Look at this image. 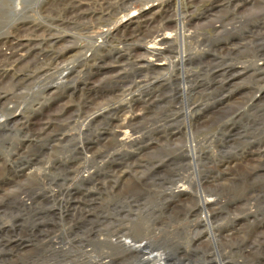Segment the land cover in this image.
<instances>
[{
  "label": "bare ground",
  "instance_id": "6f19581e",
  "mask_svg": "<svg viewBox=\"0 0 264 264\" xmlns=\"http://www.w3.org/2000/svg\"><path fill=\"white\" fill-rule=\"evenodd\" d=\"M137 1L142 4L148 3L146 5L148 6L161 0ZM162 1L159 5L164 6L158 10L160 12L157 13L158 19L154 27L150 25L155 20L153 18L137 20L126 27L128 29L136 26L133 29L112 34L110 31L117 21L131 13V2L127 0H0V39L7 42H0V57L5 58V61L0 63V115L7 111V115L4 114L11 117L20 107L27 108L25 116L17 124H14L13 118H9L10 123L4 122L0 125V137L4 133L17 132L26 137V141H22L24 143L18 148V155L37 151V155H33L29 161H25L26 163L11 171L10 176L1 178L0 185L14 181L15 177L20 176L23 182L19 187L22 184L26 186L23 192L26 197L32 200L46 197L47 194L37 190V187L41 184L47 185L45 181L51 182L52 185V182L59 179L40 168L36 169V165L44 164L45 152L47 150L55 152L57 151L55 149L64 147L65 144L67 146L73 144L77 135L97 132L95 137L87 139L85 143L81 142V145L74 142L72 151L75 150L77 154L69 155L71 150L66 151L65 158L61 157L55 165L62 167L65 176H71L72 182L77 185L76 188L67 190L69 197L74 198L71 206L81 209L83 213L92 212L94 203L96 206L97 201L103 200L101 198L104 195L121 199L132 195L130 187L134 192L137 191L133 186H129L128 181L133 178V182L135 177L138 179L141 177L137 169L144 166L141 163H144L146 157L142 153L151 143L159 144L163 140L168 142L176 137L177 132L168 127L170 122L173 123L183 115L189 116L192 122L194 117L193 123L198 127L196 130L201 131L199 118L197 119L200 112H195L197 107L191 109L192 113L194 112L191 114L193 117L190 116V111L186 114L181 107L191 98V94H197L199 91L198 86L192 87L186 82L191 83L197 76L195 68L198 72L204 70L202 57L210 60L205 64H211L217 62L220 57L235 55L238 49H242L243 45L236 43V40H240L241 43L248 42L253 46L255 44L252 49H256L254 54L256 60L251 66L245 65L246 63L230 64L222 69L221 75L225 73L228 75L226 86L228 89L233 88L234 81L238 77L247 73H250V77L253 76L252 80L257 83L264 81L262 77L264 64H260L264 58V43L260 44L257 40L264 39V33L255 32L264 29V0ZM249 4L252 5L249 12L238 14L240 9ZM34 15L38 18L34 19ZM22 19L31 21L23 22ZM20 22L21 24H18ZM151 28L152 31L148 32ZM81 36L86 38L88 44L79 54L76 56L72 54L71 57L70 51L73 47L71 43ZM9 38L16 39L9 40ZM218 45L221 48L219 52L225 51V55L218 53ZM107 69H111L113 73L111 76L105 79L102 77L103 79L96 83L91 81L93 77ZM78 70L79 73L87 76L80 86L76 85L77 78L74 75ZM217 74L218 72L216 77L219 76ZM60 80L63 81L62 84L56 86ZM176 84V96L173 97V101L171 99V110L177 112L176 116L171 115V120L165 124L167 128L165 125L155 126L153 130H149L152 134L149 131L147 133L146 127L155 125L154 123L159 121L157 115L159 107L169 102L165 90ZM31 85H34L33 89L37 88L33 95L27 92ZM49 89H55V92L47 93ZM260 90L261 95L264 93V86ZM96 95L104 100L101 105H93ZM232 97L233 94L223 103ZM55 100L63 102V108L49 114L47 119L39 120L38 127L36 130L33 129L35 116L32 115L42 112V108L48 102ZM141 131L142 138L138 136ZM146 136L149 137L148 142H143V137ZM133 147L137 148L129 151V148ZM196 148V143L193 141L192 144L185 146L183 156L187 160L194 161L196 156L192 151ZM118 149L122 150L123 154L126 153L127 157L113 158ZM135 159L139 162L137 168H131V163ZM92 163L98 166L95 172L91 171ZM258 166L260 169L256 173L262 169V165ZM143 168L149 170L147 167ZM8 172L10 173V170ZM224 175H226L224 170L219 169L217 175L205 177L204 180L200 178L196 182L180 178L179 182L182 184L160 192V195L170 200V206L183 205L184 198H190L194 203L191 211L198 219L193 224L195 236L189 239L188 245L200 243L201 228L208 227L210 215L203 216L202 220L200 216L218 201L208 193L224 189V184L220 182L224 179ZM139 180L142 181L139 183L143 186L144 195L150 194L143 183L151 178L141 177ZM192 183L196 188L193 195L188 192L189 184ZM49 191L51 192V189ZM118 192L125 195H117ZM250 195L252 193L246 190L247 200H250ZM208 196L210 199H207ZM19 202L24 206L27 205L26 201L19 200ZM125 230L124 226L115 228L112 231L114 237H117L115 242L103 238L99 239V243L127 249L130 254L136 255L142 264H183V262L177 263L173 258L169 259L168 254L154 253L150 246H154V242L159 239L158 236L153 237V234L147 238L148 240L146 236L144 240L127 241L126 238L123 239ZM235 230H237L235 234L242 231L233 228L229 231L232 234L219 236L220 239L210 230L207 232L208 240L220 245L223 240H226L224 243H228L232 241L230 236ZM252 231L255 232L251 230L247 234ZM256 233L253 236L255 239L259 235L258 232ZM155 238L157 239L154 240ZM160 241H162L161 237ZM163 242L181 245V240L173 236L164 239ZM160 243L159 245H162ZM164 243L163 245H166ZM21 245L23 244H11L17 248ZM101 253L107 254L105 251ZM93 263L110 264L113 261L104 262V259H97Z\"/></svg>",
  "mask_w": 264,
  "mask_h": 264
},
{
  "label": "rangeland",
  "instance_id": "374dc122",
  "mask_svg": "<svg viewBox=\"0 0 264 264\" xmlns=\"http://www.w3.org/2000/svg\"><path fill=\"white\" fill-rule=\"evenodd\" d=\"M127 1L132 3L131 13L117 21L110 33L133 29L136 26L128 29L126 27L137 20L153 18L155 20L150 25L151 27L155 26V21L158 19L157 13L160 12L158 10L164 6L159 5L163 2L162 0L155 1L148 6H146L148 3L142 4L137 0ZM251 9V4L246 5L245 8L240 9L238 14H245ZM37 18V15H34V19ZM28 20L22 19L23 22ZM149 31H152V28ZM255 32L262 34L264 29ZM12 39L16 38H9V40ZM257 40L260 41V44L264 43V39ZM0 42L7 43L1 39ZM235 42L243 45V48L238 49L235 55L220 57L217 62L211 64H205L210 60L202 57L204 70L198 72V69L195 68L197 76L195 75L196 77L191 83L186 82L189 86H198L199 91L197 94H191L192 99L190 98L191 100L189 99V102L187 101L181 110L183 109L186 114L190 111V116H192L191 114L194 112L192 113L191 109L197 107L195 112H200L197 119L199 118L201 131L196 130L198 127L193 123V116L191 122L189 116L184 117L183 115L173 123L170 122L168 126L177 132L176 137L168 142L163 140L159 144L151 143L148 149L143 151L142 154L146 159L141 164L149 170L143 167L137 170L141 177L151 178V180L143 183L147 186L146 189L150 191V194L144 195L143 186L139 183L142 182L139 180L141 177L139 179L135 177L133 182V178L128 181L129 186L131 185L137 190L134 192L130 187V191L133 192L132 195L121 199L104 195L101 198L103 200L97 201L96 206L94 203L92 210L90 209L92 212L89 213H83L81 209L71 206L74 198L69 197L67 190L69 188L74 189L77 185L72 182L71 176H65L66 173L64 174L62 167H55V165L61 157L62 159L65 158L66 151L71 150L69 155H76L77 152L72 151V145L75 143L81 145L87 142V139H92L97 134L93 131L84 135H77L75 143L73 142L68 146L65 144L64 147L55 149L57 150L55 152L54 150H47L43 156L44 164L35 166L37 170L40 168L59 179L54 183L52 182V185H50L51 182L45 181L47 185L41 184L37 187V190L47 194L44 197L47 199L38 197L39 199L32 200L26 197L23 194L26 186L22 184L19 187L20 183L23 182L20 176L15 177L14 181L7 184L6 182L1 184L0 264H94L93 261L97 259H104V262L112 260L113 263L110 264H142L137 256L130 254L127 249L99 243V239L103 238L115 242L117 237H114L112 231L118 227L123 228V226L126 228V234L124 237H119L126 238L127 241L144 240L146 236L147 239L153 234V237L158 236L159 239L150 248L154 253L168 254L169 259L173 258L177 260V263L264 264V93L261 94L262 96L259 93L264 86V81L257 83L252 80L253 76L251 75V78L250 73H247L246 75H239L240 78L238 77L234 81L233 88L228 89L226 87L228 75L226 73L221 75V73L227 65L246 63L245 65L251 66L256 60L254 57L256 49H252L255 44L253 46L249 45L248 42L241 43L240 40ZM87 44L88 41L85 37H78L74 43H71L73 47H71L70 56L79 54ZM219 46L217 47L218 53L221 49ZM220 54L225 55L226 52L221 51ZM262 59L260 64L263 65L264 58ZM1 61H5V58L0 57V63ZM216 72H218V77H216ZM112 74L111 69L103 70L91 81L96 83ZM74 75L77 78L76 85L78 86L87 79V76L84 73H79V70ZM262 77L264 79V75ZM62 82V80L58 81L56 86L61 85ZM176 87L177 84L176 86H169L165 90L164 93L168 96L169 102L159 107L157 110L159 121L154 123L155 125H148L145 129L147 133L149 130H153L155 126H164L171 120V115L176 116L177 112L171 110V99L173 101V97L176 96ZM33 88L34 85H31L27 90L31 95L37 90V88ZM48 91L52 93L55 92V89H49L47 93H49ZM232 94L233 97L223 103ZM98 97L97 95L94 97L96 100L93 105L98 106L104 102ZM62 104L63 102L61 103L59 100L50 101L42 108V112L33 114L32 116H35L33 129L36 130L38 127L39 123L37 122L39 120H45L49 114L60 111L63 108ZM26 110V106L20 107L11 117L6 116L7 111L2 112L0 125L9 122L11 118L14 119V124H17L25 116ZM197 119L195 120L197 121ZM165 126L167 128V125ZM76 129L79 128L76 127ZM141 132L138 133V136L142 138L143 132ZM150 134L152 133L150 132ZM148 139L149 137L146 136L143 137L142 141L148 142ZM22 141H26V137L17 132L16 134L8 132L1 135L0 179L10 176L11 171L29 161L33 155H37L35 150L25 155H18V148L24 143ZM193 141H195L197 148L192 151L196 157L194 161H191L183 156V151L185 146L192 144ZM136 148H129V151ZM258 152L260 153L258 154ZM115 153L113 158L127 157V154H123L122 150L118 149ZM138 163L135 159L131 163V168H137ZM258 165H262V169L256 173L260 169ZM91 168V171L95 172L98 166L92 163ZM219 169L226 173L224 179L220 181L225 187L222 191L212 193L206 191L208 195L211 194L218 201L208 207L206 212L200 216L202 220L203 216L210 215L208 227L201 228L200 243L188 245L189 239L195 236L193 224L198 219L191 211L194 203L190 198H184L182 199L183 205L170 206V200L164 195H160V192L182 184L179 182L180 178H187L191 182H196L200 178L204 180L205 177L217 175ZM128 170L132 169L128 168ZM170 181H172L171 185ZM50 189L52 193L49 191ZM195 189L194 183L189 184V193L193 195ZM246 190L252 193L250 200L245 197ZM117 195L125 194L118 192ZM207 199L210 197L208 196ZM19 200L26 201L27 205L24 206ZM233 228L242 231L235 234L237 231L235 230L230 236L232 241L228 243H224L226 240H223L220 245L208 240L207 232L210 230L213 234L215 233L214 236L220 239L219 236L232 234L229 231ZM251 230H255V232L252 231L247 234ZM142 232L144 233L141 234ZM256 232L259 235L255 239L253 236L257 234ZM171 235L175 239L181 240V245L163 242L164 239L171 238ZM160 237L162 241H160ZM242 238L247 241H242ZM13 243L23 245L17 248L11 246ZM104 251L107 254L101 253Z\"/></svg>",
  "mask_w": 264,
  "mask_h": 264
}]
</instances>
